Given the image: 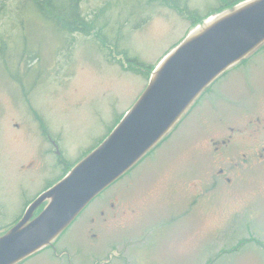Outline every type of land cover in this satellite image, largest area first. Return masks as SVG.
Returning <instances> with one entry per match:
<instances>
[{"label": "rangeland", "instance_id": "rangeland-1", "mask_svg": "<svg viewBox=\"0 0 264 264\" xmlns=\"http://www.w3.org/2000/svg\"><path fill=\"white\" fill-rule=\"evenodd\" d=\"M175 1L82 0L94 24L85 33L37 17L31 0H0V237L142 95L150 71L129 70L125 52L153 66L227 11L192 27L189 12L205 15L219 0ZM246 60L199 96L53 247L20 264H264V164L245 173L249 183H200L217 160L208 139L264 118V49Z\"/></svg>", "mask_w": 264, "mask_h": 264}, {"label": "water", "instance_id": "water-1", "mask_svg": "<svg viewBox=\"0 0 264 264\" xmlns=\"http://www.w3.org/2000/svg\"><path fill=\"white\" fill-rule=\"evenodd\" d=\"M210 21L159 62L111 133L0 237V264H18L55 242L92 200L171 132L213 82L264 44V0H246Z\"/></svg>", "mask_w": 264, "mask_h": 264}, {"label": "flooded vegetation", "instance_id": "flooded-vegetation-1", "mask_svg": "<svg viewBox=\"0 0 264 264\" xmlns=\"http://www.w3.org/2000/svg\"><path fill=\"white\" fill-rule=\"evenodd\" d=\"M221 123L225 124L223 120ZM229 129L231 130H221L208 139L210 155L217 160L215 169L201 177L200 183H212L213 186L218 183H249L245 179V173L257 162L264 164V118L257 116L242 123L236 122V126H229ZM258 139L261 146L256 148ZM233 145H236V152L232 150ZM226 165H230V171ZM204 192L202 189L197 196ZM245 209H250L249 204ZM240 211L236 210V215ZM101 213L104 215L106 210L103 209Z\"/></svg>", "mask_w": 264, "mask_h": 264}, {"label": "trees", "instance_id": "trees-1", "mask_svg": "<svg viewBox=\"0 0 264 264\" xmlns=\"http://www.w3.org/2000/svg\"><path fill=\"white\" fill-rule=\"evenodd\" d=\"M81 1L82 0H31V7H32V10L34 11V13L36 14L37 17L39 18H42V19H47L49 21H52L58 28L62 29V28H66V29H70L72 31H81V32H85V33H90L93 29H94V24L89 21L83 14L82 12V9H81ZM160 1H164L165 3H167L168 5L172 6V7H177V4H176V1L175 0H160ZM246 0H219L220 2V5L217 6L216 8L212 9L211 11H209L207 14L205 15H200L198 12H195V11H190L189 12V17L192 19V27H195L196 25L202 23L204 21V19H206L207 17L209 16H212V15H216V14H219L223 11H226V10H230V9H233L235 6H237L238 4H240L241 2H244ZM195 12V13H194ZM181 43V42H180ZM180 43L176 44L174 46V48L176 46H178ZM173 48V49H174ZM172 49V50H173ZM260 49H264V44L259 48L257 49L260 50ZM126 53V59L132 63V67L131 69L129 70H133L134 72H137V73H141V72H144L145 70L143 69H147L148 71H150L149 73H144L146 75V77L148 78V82H149V79L151 77V74L153 72V70L155 69V67L159 64H155L153 66H147L145 63L139 61V59L137 58H131L127 52ZM169 53V52H168ZM167 53V54H168ZM166 54V55H167ZM163 59V58H162ZM161 59V60H162ZM160 60V61H161ZM246 59H244L243 61H241L240 63H238L235 67L239 66L240 64H243V63H246ZM128 67H126L127 69ZM150 69V70H149ZM128 70V69H127ZM146 70V71H147ZM228 71H226L225 73H223V75H225ZM223 75H221L219 78H221ZM218 78V79H219ZM217 79V80H218ZM216 80V81H217ZM215 81V82H216ZM148 84V83H147ZM210 89V86L200 95V97L205 93L207 92L208 90ZM199 97V98H200ZM198 100V99H197ZM196 102V101H195ZM124 116V115H123ZM123 118V117H122ZM120 118V120L122 119ZM119 120V121H120ZM119 121L114 125V127L110 130L109 134L111 133V131L115 128V126L119 123ZM108 134V135H109ZM168 136V135H167ZM167 136H165L156 146L158 147L162 141H164ZM105 139V138H104ZM103 139V140H104ZM102 140V141H103ZM101 141V142H102ZM100 142V143H101ZM99 143V144H100ZM98 144V145H99ZM97 145V146H98ZM96 146V147H97ZM155 148H153L151 151H149L145 156H147L148 154H150ZM94 149V148H93ZM93 149H91L90 151H88L82 158H84L87 154H89ZM144 156V157H145ZM81 158V159H82ZM80 159V160H81ZM143 159V158H142ZM141 159V160H142ZM79 160V161H80ZM140 160V161H141ZM78 161V162H79ZM139 161V162H140ZM138 162V163H139ZM77 163V162H76ZM75 163V164H76ZM70 165V164H69ZM74 164L67 170L66 167L64 169L65 173L60 177L59 180H61L72 168H73ZM130 171V170H129ZM128 171V172H129ZM127 172V173H128ZM127 173H125L124 175H126ZM123 175V176H124ZM122 176V177H123ZM119 180V179H118ZM117 180V181H118ZM52 185L54 184H51L50 186H48L46 189H48L49 187H51ZM45 189V190H46ZM31 203V202H30ZM29 203V204H30ZM22 218L19 217L13 224V226L18 223V221ZM12 226V227H13ZM11 227V228H12ZM68 229V228H67ZM66 229V230H67ZM65 230V231H66ZM64 231V232H65ZM63 232V233H64ZM62 233V234H63ZM62 234L57 238V240L62 236ZM56 240V241H57ZM55 241V242H56ZM55 242H53L52 244L48 245L47 247H53ZM43 250V249H42ZM41 250V251H42ZM40 252V251H39ZM38 253V252H37ZM35 253V254H37ZM33 254V255H35ZM32 255V256H33ZM31 257V256H30ZM29 258V257H28ZM27 258V259H28ZM26 260V259H25ZM23 260V261H25ZM22 261V262H23ZM20 262V263H22ZM18 263V264H20Z\"/></svg>", "mask_w": 264, "mask_h": 264}, {"label": "bare ground", "instance_id": "bare-ground-1", "mask_svg": "<svg viewBox=\"0 0 264 264\" xmlns=\"http://www.w3.org/2000/svg\"><path fill=\"white\" fill-rule=\"evenodd\" d=\"M210 20H211V19H210ZM210 20L208 21V23H207V24H209V23L211 22Z\"/></svg>", "mask_w": 264, "mask_h": 264}]
</instances>
